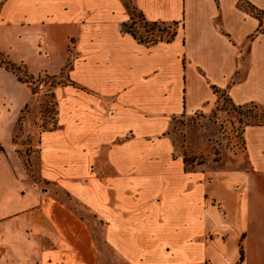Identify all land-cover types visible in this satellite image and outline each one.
Instances as JSON below:
<instances>
[{"label":"crops","instance_id":"crops-1","mask_svg":"<svg viewBox=\"0 0 264 264\" xmlns=\"http://www.w3.org/2000/svg\"><path fill=\"white\" fill-rule=\"evenodd\" d=\"M134 2L150 21L180 22L176 37L147 45L124 32L123 0H0L10 61L32 76L72 62L56 126L39 134L38 176L106 221L107 243L132 264H264V123L243 130L245 167L213 172L186 170L164 135L220 93L264 106V20L242 5L264 0ZM0 76L1 92L29 90L2 65ZM5 173L15 187L28 178L0 154V264H62L68 221L82 219L32 184L18 200Z\"/></svg>","mask_w":264,"mask_h":264},{"label":"rangeland","instance_id":"rangeland-1","mask_svg":"<svg viewBox=\"0 0 264 264\" xmlns=\"http://www.w3.org/2000/svg\"><path fill=\"white\" fill-rule=\"evenodd\" d=\"M123 1L135 6L134 0ZM242 5L251 11L247 3L243 2ZM261 18L264 20V14ZM135 22L134 28L141 36L159 38L162 34L158 30L148 32L139 18H135ZM180 27H177L178 32ZM163 37L167 38V32L163 33ZM2 58L8 61L4 54ZM17 67L16 73L5 68L17 79L20 76L27 81L24 83H27L29 90H26L28 88L25 86L9 85V88L0 91V137L6 140V143L0 140V154H6L11 159H21L28 178L16 187L13 184L14 179L6 173L1 180L13 193L17 192V196L19 191L24 190L22 187L28 188L31 184L42 192L51 191L54 197L82 219L68 221L70 231L67 236L74 237L75 240L65 244L62 264H132L107 243L106 221L94 219L83 206L61 191L56 183H45L38 176L39 134L41 130L56 126L58 98L55 88L69 82L72 62H67L58 75L42 73L32 76L27 65L20 64ZM26 93L29 100L24 104L22 102ZM263 119L264 106L247 104L239 107L226 94L220 93L219 101L211 112L200 111L191 116L175 117L164 135L171 140L173 157L182 158L186 170H229L240 165L246 166L243 130L246 125L258 123ZM13 165L19 171L17 164ZM21 199L27 201L29 192L26 196L19 195L18 200ZM44 244L49 248L53 246L49 242Z\"/></svg>","mask_w":264,"mask_h":264},{"label":"trees","instance_id":"trees-1","mask_svg":"<svg viewBox=\"0 0 264 264\" xmlns=\"http://www.w3.org/2000/svg\"><path fill=\"white\" fill-rule=\"evenodd\" d=\"M124 2V5L130 15V18L128 21H125L123 22L122 24V30L124 32H127V33H131L140 43H144V44H147V45H152V44H155V43H158L159 41H167V42H170L172 41L177 33H178V28L179 25H180V22L178 21H173V22H158V21H150L148 20L145 15L143 14L142 11H140L136 6H132L130 5L128 2L126 1H123ZM250 8H251V11L257 16L259 17L260 19L261 18V15L264 14V10H260V9H257L256 7H254L253 5L249 4ZM135 18H139L141 23L143 24V27L149 32H154L156 30L160 31L162 34L160 35L159 38H156V37H148V36H141L140 34L137 33V31L135 30L134 26L136 25V22H135ZM172 27H175L174 29L172 30H167V28H172ZM167 32V38H164L163 37V33ZM3 53L0 51V63L1 65H4L7 69H10L12 70L13 72L16 73L18 67L15 63H13L12 61H10L8 59V61H5L3 58ZM18 80L21 81V82H27V81H24L20 76H18ZM216 91L218 92V89H216ZM248 104H254V105H259V104H256V103H248ZM245 105L247 104H244V105H238L239 107H244ZM264 123V119L259 121L258 123H253V124H263Z\"/></svg>","mask_w":264,"mask_h":264}]
</instances>
